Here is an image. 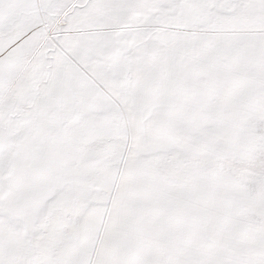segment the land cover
I'll return each mask as SVG.
<instances>
[{
	"label": "snow or ice",
	"instance_id": "1",
	"mask_svg": "<svg viewBox=\"0 0 264 264\" xmlns=\"http://www.w3.org/2000/svg\"><path fill=\"white\" fill-rule=\"evenodd\" d=\"M0 264H264V0H0Z\"/></svg>",
	"mask_w": 264,
	"mask_h": 264
}]
</instances>
